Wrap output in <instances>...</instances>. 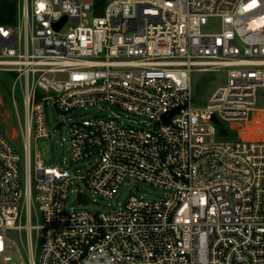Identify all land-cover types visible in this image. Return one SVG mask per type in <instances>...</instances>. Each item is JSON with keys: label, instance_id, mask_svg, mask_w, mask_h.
<instances>
[{"label": "built area", "instance_id": "1", "mask_svg": "<svg viewBox=\"0 0 264 264\" xmlns=\"http://www.w3.org/2000/svg\"><path fill=\"white\" fill-rule=\"evenodd\" d=\"M95 10L94 0H21L16 23L0 26V72L14 75L13 101L22 80L23 106L22 160L0 131V258L35 264L34 232L38 264H264V140L238 136L264 88V0H102ZM211 19L218 31L202 33ZM219 71L226 82L194 106L192 73ZM48 101L63 116L97 108L68 125L70 160L85 163L76 204L112 199L126 179L165 196L65 210L67 164L46 167L30 150L32 135L51 138ZM223 123L235 139L217 135ZM9 230L25 232L26 260Z\"/></svg>", "mask_w": 264, "mask_h": 264}, {"label": "rangeland", "instance_id": "2", "mask_svg": "<svg viewBox=\"0 0 264 264\" xmlns=\"http://www.w3.org/2000/svg\"><path fill=\"white\" fill-rule=\"evenodd\" d=\"M21 0H16L17 7ZM18 12V11H17ZM94 14H87L84 21L87 24H91V19ZM20 27V35L22 34ZM218 31V22L215 19L208 20L207 24L201 28L202 33H215ZM14 75L0 72V131H2L15 151L18 153L21 160L23 159V106H22V80L15 87V99L11 98L9 88L13 81ZM226 82V73L224 71L219 72H194L192 73V104L194 106H203L206 98L209 95L211 89L215 86ZM96 107H90L87 109H75L73 114L63 116L54 109L50 101L47 102L44 109L45 121L51 138L38 137L34 138L32 135L30 140L31 154L35 151L39 154V158L43 165L46 167L63 166L67 164V170L71 173L73 178L70 180V185L67 190V199L65 201V210H77V209H94L96 211H106L107 205L115 208L118 204L125 202L131 195H140L147 200L159 199L165 196V192L152 185L145 184L139 181L124 180L120 185L112 199H97L94 205L82 206L76 204V191L81 188L82 180L81 176L84 173L85 163L84 161H71L69 157V136L68 125L74 121V119H88L97 115L95 113ZM256 111L252 114L251 124L248 127H239L238 136L243 138H252L256 140H264V115L259 110H264V88H258L256 91ZM124 114V113H122ZM128 117L134 120L135 123L130 125L135 127H141L143 129L149 128L148 124L142 122L138 116L128 114ZM63 121L65 126L60 130L56 123ZM237 123H234V125ZM240 124V123H239ZM242 125V124H241ZM248 128V130H247ZM217 134L219 137L228 136L227 139H235L237 133L231 127V123H223L217 127ZM250 134V135H249ZM222 138V139H223ZM211 140H219L214 137ZM63 163V164H62ZM86 195L91 199L88 192ZM35 223L34 217L32 220ZM23 223V219H22ZM7 236L17 243L21 256L24 260L27 259L26 251V234L22 230L20 232L9 230L6 232ZM32 244L34 247V262L38 264V256L40 251V242L36 238L35 233H32ZM0 264H19V259L14 257L12 261L4 262L0 258Z\"/></svg>", "mask_w": 264, "mask_h": 264}, {"label": "trees", "instance_id": "3", "mask_svg": "<svg viewBox=\"0 0 264 264\" xmlns=\"http://www.w3.org/2000/svg\"><path fill=\"white\" fill-rule=\"evenodd\" d=\"M96 10L94 14L99 15L102 12V0H94ZM16 0H0V26H11L16 23L17 18Z\"/></svg>", "mask_w": 264, "mask_h": 264}, {"label": "water", "instance_id": "4", "mask_svg": "<svg viewBox=\"0 0 264 264\" xmlns=\"http://www.w3.org/2000/svg\"><path fill=\"white\" fill-rule=\"evenodd\" d=\"M64 21H65V18H63V19H61V21L55 23L54 26H53L54 29H55V30L60 29V27L63 25ZM172 113H173V112H172ZM172 113H171V114H172ZM212 120H213V122H214L215 124H217V125L220 124V123L218 122V120H216V118L213 117ZM164 121H166V120H164ZM61 125H62V123H59V124H57V127L60 128ZM79 202L84 203V202H85L84 197H82V196L79 195Z\"/></svg>", "mask_w": 264, "mask_h": 264}]
</instances>
